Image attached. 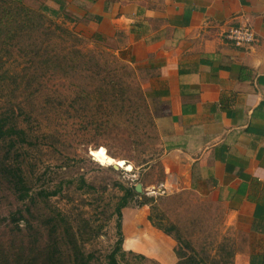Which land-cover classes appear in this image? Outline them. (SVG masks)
Segmentation results:
<instances>
[{"label":"rangeland","instance_id":"374dc122","mask_svg":"<svg viewBox=\"0 0 264 264\" xmlns=\"http://www.w3.org/2000/svg\"><path fill=\"white\" fill-rule=\"evenodd\" d=\"M108 45L21 0H0V123L20 130L0 136V264H73L71 243L90 254L86 264H106L118 237L114 208L134 183L140 191L127 203L173 225L174 264H228L235 235L221 209L155 189L160 130ZM115 258L156 264L128 251Z\"/></svg>","mask_w":264,"mask_h":264},{"label":"crops","instance_id":"0c3cea01","mask_svg":"<svg viewBox=\"0 0 264 264\" xmlns=\"http://www.w3.org/2000/svg\"><path fill=\"white\" fill-rule=\"evenodd\" d=\"M21 2L109 44L160 130L155 189L212 201L235 235L228 264H264V0ZM240 23L253 39L235 46L222 33ZM148 212L118 208L120 250L174 264L176 242Z\"/></svg>","mask_w":264,"mask_h":264},{"label":"trees","instance_id":"16d2710c","mask_svg":"<svg viewBox=\"0 0 264 264\" xmlns=\"http://www.w3.org/2000/svg\"><path fill=\"white\" fill-rule=\"evenodd\" d=\"M13 1H17V0H13ZM12 126V125H11ZM11 126H6L4 127V125L2 123H0V136L2 135H6L9 133H20V130H15L13 129ZM13 181L14 184V190L18 191V198H23V196H25L27 193V187H24V185L22 184V179L20 176H15ZM123 188V193L119 198L118 203L116 204V207L114 208V212L117 214L118 208L120 206H123L124 204H126L128 202V199L131 197V195L136 194L135 192H132L133 187H122ZM38 193L40 194V191H38ZM51 194L53 193V191L50 192H46L45 194ZM144 204V203H141ZM147 219L150 222V224H152L154 227L160 229L162 232L169 234V232L171 230H173V225L168 224L165 227L160 226L159 224L155 223L150 215H147ZM117 226V223H116ZM116 234L118 235V237L116 238V240L114 241V245L111 248V250L106 254V264H116V258H115V254L121 255L122 254V250H120L119 247V242H120V236H119V232L116 229ZM174 240L178 241V239L174 238ZM72 245V258H73V264H86L88 258L90 257V254L87 253L85 255H83V253L81 251H79V249L76 247V245L74 243H71ZM177 250V248H176Z\"/></svg>","mask_w":264,"mask_h":264},{"label":"built area","instance_id":"2783aa9c","mask_svg":"<svg viewBox=\"0 0 264 264\" xmlns=\"http://www.w3.org/2000/svg\"><path fill=\"white\" fill-rule=\"evenodd\" d=\"M222 37L235 46L248 44L253 39L252 31L245 23L228 26Z\"/></svg>","mask_w":264,"mask_h":264},{"label":"water","instance_id":"95a60500","mask_svg":"<svg viewBox=\"0 0 264 264\" xmlns=\"http://www.w3.org/2000/svg\"><path fill=\"white\" fill-rule=\"evenodd\" d=\"M110 165H111L113 168H117V167H118V165H117L116 163H110ZM133 190H134L135 192H139V191H140V185H139V183H134V184H133Z\"/></svg>","mask_w":264,"mask_h":264},{"label":"bare ground","instance_id":"6f19581e","mask_svg":"<svg viewBox=\"0 0 264 264\" xmlns=\"http://www.w3.org/2000/svg\"><path fill=\"white\" fill-rule=\"evenodd\" d=\"M115 163H116L117 165H121V164L123 163V160H117Z\"/></svg>","mask_w":264,"mask_h":264}]
</instances>
